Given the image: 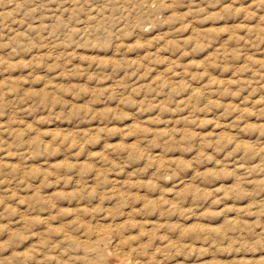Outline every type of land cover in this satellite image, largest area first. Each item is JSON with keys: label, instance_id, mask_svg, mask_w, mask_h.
<instances>
[{"label": "rangeland", "instance_id": "rangeland-1", "mask_svg": "<svg viewBox=\"0 0 264 264\" xmlns=\"http://www.w3.org/2000/svg\"><path fill=\"white\" fill-rule=\"evenodd\" d=\"M0 264H264V0H0Z\"/></svg>", "mask_w": 264, "mask_h": 264}]
</instances>
